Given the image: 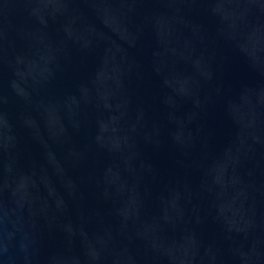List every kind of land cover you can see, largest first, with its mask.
I'll return each instance as SVG.
<instances>
[{
  "label": "water",
  "instance_id": "95a60500",
  "mask_svg": "<svg viewBox=\"0 0 264 264\" xmlns=\"http://www.w3.org/2000/svg\"><path fill=\"white\" fill-rule=\"evenodd\" d=\"M0 264H264V0H0Z\"/></svg>",
  "mask_w": 264,
  "mask_h": 264
}]
</instances>
